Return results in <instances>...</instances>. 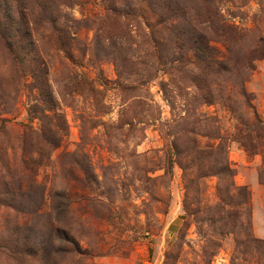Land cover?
I'll return each mask as SVG.
<instances>
[{
	"label": "rangeland",
	"instance_id": "rangeland-1",
	"mask_svg": "<svg viewBox=\"0 0 264 264\" xmlns=\"http://www.w3.org/2000/svg\"><path fill=\"white\" fill-rule=\"evenodd\" d=\"M79 1L52 9L63 32L35 8L23 65L0 39V264H264V0H176L169 28L145 2ZM63 200L76 246L48 261Z\"/></svg>",
	"mask_w": 264,
	"mask_h": 264
},
{
	"label": "trees",
	"instance_id": "trees-1",
	"mask_svg": "<svg viewBox=\"0 0 264 264\" xmlns=\"http://www.w3.org/2000/svg\"><path fill=\"white\" fill-rule=\"evenodd\" d=\"M58 1L59 0H0V39L3 40L7 49L14 56V58L18 60L19 64L21 63L23 65L25 59L30 55V53H32L31 49L33 48V46H35V42L32 40L33 34L30 29L31 25L29 21L30 16L36 15L35 8H38L37 12H39V24H48L50 26L56 27V30L63 32V28L57 25L58 19L56 12L55 10H52L55 5H57ZM61 1H63V5L68 8H72L76 5H82V3L80 4L79 0ZM105 2L107 3L106 8L113 11L119 17L126 18V16H130L133 11V9L131 8L129 11L119 8L116 1L114 0H105ZM135 2H145L151 8L160 11V24L165 25L164 27L166 28H169L168 26L171 22H176L178 20L181 21L180 19L185 18L187 15L188 8L176 0H129L126 5L131 6V4ZM197 2L208 4L212 3L211 0H195L194 3ZM204 17H206V14L204 12H197L193 17V22L196 25V20L204 21ZM210 22L213 23L212 20H210ZM196 27L197 26H187V28L174 27L173 31L177 37L183 34L189 41H194L193 43L196 45L194 49L198 51V60L209 66L208 63H210V61L213 63V61L208 55V49L199 46V43L201 44V42H205L206 36L199 28ZM35 80H38V78H36ZM40 89L45 95L46 101L48 102V108L53 109L54 105H52V97L44 89V86H41ZM35 109H37V107L34 108V112L36 111ZM40 119H42L43 130H48V132H50L52 128L50 126L51 123L49 121V117L43 115ZM27 129L28 128H26L25 136L30 131V129ZM50 143H52V146L57 145L55 138ZM31 144L33 143L29 142L28 145ZM226 171H228V169L224 168V175ZM5 187L8 191L9 187ZM14 196L16 195L14 194ZM6 201L7 203H9L10 207L15 210H19L20 204L19 202H17L16 198L12 197L11 199ZM66 206L68 205L65 200H63V202H60L54 210V212L57 211L55 213L56 216L51 215L45 227H41L39 231L41 240L38 242V246L36 247L37 249L46 252L45 259L48 261L50 260L49 258L51 256V253L54 255L64 254L71 251V248L76 246L74 239H71L69 234L60 226L64 222L63 212H61L60 210L63 209L65 211ZM13 251L21 257L36 255L35 252L30 251V249H28V247L26 248L21 242L14 245Z\"/></svg>",
	"mask_w": 264,
	"mask_h": 264
}]
</instances>
